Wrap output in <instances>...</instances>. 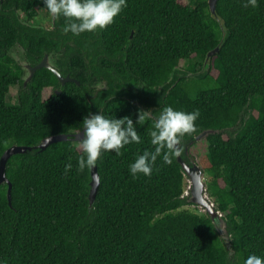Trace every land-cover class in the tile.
<instances>
[{
    "label": "trees",
    "instance_id": "obj_1",
    "mask_svg": "<svg viewBox=\"0 0 264 264\" xmlns=\"http://www.w3.org/2000/svg\"><path fill=\"white\" fill-rule=\"evenodd\" d=\"M42 9L48 13L43 0H0V157L13 144L71 135L89 112L134 123L138 108L151 115L134 125L138 142L97 159L90 210L91 169L76 166L78 140L12 154L11 199L8 183L0 184V261L243 264L249 254L264 256V0H217L214 10L209 0H126L111 24L77 35L63 31V16L38 23ZM16 50L32 65L48 54L75 80L62 83L41 67L25 83ZM164 105L199 110L181 142L214 130L203 138L201 164L232 251L208 213L185 207L193 203L177 155L168 163L157 156L151 175L129 173L136 154L154 148L149 133Z\"/></svg>",
    "mask_w": 264,
    "mask_h": 264
},
{
    "label": "clouds",
    "instance_id": "obj_2",
    "mask_svg": "<svg viewBox=\"0 0 264 264\" xmlns=\"http://www.w3.org/2000/svg\"><path fill=\"white\" fill-rule=\"evenodd\" d=\"M255 2L256 0H245V6L248 4L254 6ZM125 5L126 0H43V7L47 9L48 13L67 18L68 22L64 24L63 31H70L73 35L103 29L106 25L112 23L113 18ZM49 62L53 66L50 58ZM149 114L151 115L150 111L138 108L135 123L129 115L118 118L115 116L109 117L100 111L89 112L84 115L81 120L82 135L77 143L78 148L81 150V155L76 158L77 168L81 170L91 169L96 165L97 159L103 151L112 150L119 153L121 147L127 145L130 141L138 142L140 136L134 125L144 121ZM198 116V109L185 111L173 108L171 105H164L159 113L154 116L153 127L149 133L154 148L151 151L145 149L136 154L134 160L128 165L129 173L133 176L137 173H143L145 176L151 175L157 156H160L164 163H168L170 152L172 155H178L181 151L180 143L184 146L186 142H181V137L185 133L193 131L195 128L194 121ZM193 144L194 142L190 144L189 151ZM71 167L70 160L64 163L65 172ZM0 264H5V262L0 261ZM243 264H264V256L255 253L249 254L245 257Z\"/></svg>",
    "mask_w": 264,
    "mask_h": 264
},
{
    "label": "water",
    "instance_id": "obj_3",
    "mask_svg": "<svg viewBox=\"0 0 264 264\" xmlns=\"http://www.w3.org/2000/svg\"><path fill=\"white\" fill-rule=\"evenodd\" d=\"M217 0H209V4L212 10L215 9ZM219 49V46L214 48L209 52V56H211L214 52H217ZM15 57V56H14ZM26 61V60H25ZM49 67L51 68L56 75L60 78L62 83H65L66 81H74L75 79L67 76H62L61 73L58 71V69L55 66H52L49 62V56L45 55L43 59H41L40 62H38L36 65H31L26 61V65H23V68L26 70L23 78L25 79V83H27L28 80L31 79L36 69L41 67ZM213 129H204L203 131L199 132L197 135H195V138H191L187 143L181 145V149L183 146V151L185 154L189 155V147L190 144H192L195 140H200L204 138L209 132H213ZM82 135V129L71 134H56V135H50L42 139V141L35 146H28V145H18L13 144L10 147L6 148L4 152L2 153L0 157V184L1 183H8L9 189H8V198L11 199V182L6 174V167L7 162L12 154L18 153V152H25L30 151L35 147L46 148L50 143L59 141V140H78L80 136ZM177 158L181 164V167L185 173V175L188 178V186L187 189L184 191L185 194L189 195L188 201L197 205L201 209H203L206 213H208L211 216V219L218 230L219 234L222 236V238L225 240V243L227 247H229L232 251L231 246V233L228 230V224L226 219L223 217L222 211L219 210L216 206L215 200L212 198L208 183L206 180V174H205V168L204 166L199 163L198 161L193 160L191 157L189 161L186 159V157H183L181 153L177 155ZM91 175L92 179L90 181V192H89V210L92 208L95 200L96 195L99 190L100 186V174L98 171L97 164L91 168Z\"/></svg>",
    "mask_w": 264,
    "mask_h": 264
},
{
    "label": "rangeland",
    "instance_id": "obj_4",
    "mask_svg": "<svg viewBox=\"0 0 264 264\" xmlns=\"http://www.w3.org/2000/svg\"><path fill=\"white\" fill-rule=\"evenodd\" d=\"M53 18L54 17L52 14L46 13V10L42 9L40 12V15L36 18V21L40 24H43V25H51L52 24L51 21H53ZM12 55L15 56V58L19 62H21L22 65H26V61L23 58L21 52H19V50L13 51ZM17 90H18V88L16 86H11V89H10L8 97H7L8 101H10V102L16 101ZM50 93H51V89H46L43 92L44 98H46ZM205 143H206V141L202 138L199 141H197L196 143H194L190 148V152L192 155L191 158L195 161H198L199 163H202L201 162V156L205 153V146H206ZM206 180H207V183L209 184L210 177H209L208 173H206ZM188 182L189 181H188V178L186 176L185 183H184L185 188L188 186ZM185 207L190 208V209H194L198 212L204 211L200 207L197 208L196 205H186Z\"/></svg>",
    "mask_w": 264,
    "mask_h": 264
}]
</instances>
